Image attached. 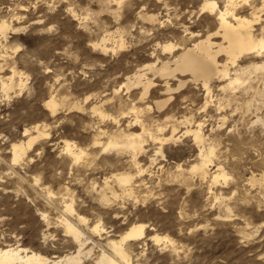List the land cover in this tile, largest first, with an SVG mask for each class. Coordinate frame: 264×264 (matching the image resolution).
<instances>
[{
    "label": "rangeland",
    "instance_id": "374dc122",
    "mask_svg": "<svg viewBox=\"0 0 264 264\" xmlns=\"http://www.w3.org/2000/svg\"><path fill=\"white\" fill-rule=\"evenodd\" d=\"M204 1L0 0V21L22 28L0 39V249L50 259L73 253L78 244L65 230L67 218L83 233L81 264L111 253L108 243L135 224L144 225V235L123 243L124 264H264V49L234 64L219 54L229 76H213L208 93L189 74H177L185 80L177 92V80L163 93L162 79L151 73L155 86L143 99L139 86L126 89L137 69L171 60L217 30L227 0H209L213 11L202 9ZM263 4L234 0L230 7L248 18ZM257 15L253 34L261 38L264 9ZM210 40L220 43V34ZM50 98L60 103L52 114ZM173 123L175 141L144 134L136 165L129 152L104 149L109 137L140 133L142 125L167 136ZM187 124H200L201 143L182 134ZM29 137L36 140L27 147ZM65 141L84 151L79 160ZM15 143L26 146L18 162ZM210 149L201 176L191 168L201 163L200 150ZM218 167L225 178L214 180ZM122 172L132 176L123 187L113 177Z\"/></svg>",
    "mask_w": 264,
    "mask_h": 264
},
{
    "label": "bare ground",
    "instance_id": "6f19581e",
    "mask_svg": "<svg viewBox=\"0 0 264 264\" xmlns=\"http://www.w3.org/2000/svg\"><path fill=\"white\" fill-rule=\"evenodd\" d=\"M233 1L234 0H227L228 4L224 8V10H219L216 14L215 18L218 22V28H216L217 30L215 32L208 34L202 40L198 39L199 41H195L190 47L184 48L181 52H179V54H177V56L173 57V59L171 60L167 59L166 61H162L160 62V65L149 63L144 65L142 68L137 69L135 72H133L131 77L127 78L126 89H129L130 86H139L141 88L140 99H143L148 91L155 86L152 77L149 76V74L151 73L153 75H159L160 79H162L161 83L163 84V88L161 90L163 91V93H170V91L174 89L169 84L170 79L177 80V87L174 86L175 92H177L176 89L181 88V86H183L185 83V80L178 78L177 74H189V76H191L193 80H199L208 93V83H210L209 81L212 80L213 76H215V78L216 76L220 77V79L227 78L229 76L228 67L226 66L227 64H218L217 56L219 54L225 53L230 62L234 64L240 55L251 52L259 53L262 49H264V33L261 38H255L253 34V23L255 21L258 22L260 17L257 14L264 9V4L261 8L258 9L252 6L254 9L251 10L249 16L250 18H247L246 16L237 14L234 8L232 9L230 7L233 4ZM215 8L216 2L209 0H205L202 5L203 10L213 11ZM155 17L150 16L148 17V19L149 21H152L155 19ZM261 28V30L264 32V26H262ZM21 29L22 28L20 27L14 28L6 21L2 20L0 21V39L6 40V36L8 37V32L12 33L18 30L20 31ZM216 34H220V43H214L210 40L211 36ZM172 48V45H166L164 47V49ZM257 67L258 66H256L255 68ZM259 67L261 68V66ZM229 80V85H232L239 81L237 77ZM169 99L170 98H164L163 100L160 99V101L155 102L154 106L159 110L164 105H166L165 103L169 101ZM59 104L60 103L53 98H50L46 101V106L50 110L51 114L55 113L58 110ZM62 105H64V103ZM92 110L95 112L99 111V114L101 116L105 115L96 106H93ZM134 121L136 122H132L138 124L137 117L136 119H134ZM186 121L187 118H184L183 120L181 119L180 123H186ZM189 121L188 124H190ZM174 123L172 124V126L170 125V134H166L167 136H162L160 133V135L162 136L161 138L151 133L149 129H146L144 125L141 124L142 126L140 125V133H128L109 137V140L106 142L104 149L114 148L115 150H119V153L120 151L121 153H124L122 151H125L126 153L129 152V154H131L132 158L134 159L133 162H131L133 164L135 163L136 165L137 160L135 161V157L136 154L142 149L144 134H148L151 139H158V142L160 141L161 144L171 142L173 140L175 141L177 137L175 138L174 135L177 130L178 124ZM200 129V124H197L195 126V129L193 130H191L188 125L187 130L185 129L182 134L193 133L194 140L199 144L203 141V135H201ZM43 134L44 133H40L38 136ZM35 138L36 137H29L26 141V146L30 147L33 141L36 140ZM95 143H99V141L96 139ZM26 146L23 143L12 144V156L14 162H18L21 159L22 155L25 153ZM65 151L73 156L72 158L75 161L79 160L84 154V151L81 148L78 149L74 144H70L67 141H65ZM212 152V149H210L209 152L205 154L202 150H200L199 155L201 158V163L199 165L193 166L191 169L199 171L201 176L206 175L208 173V170L206 169V166L208 165L207 162H212L210 159V155L212 154ZM212 176L214 180H217L219 177L225 178V174L221 171L220 167L213 171ZM113 177L115 178L117 184L122 187L127 186L132 181V176L129 173L125 172L114 174ZM64 209L67 212L73 211L72 205L70 203L66 204ZM43 217L45 218V216ZM77 217L79 221H83L82 217ZM63 224L66 232L69 233L73 237V240L77 242L76 244H78V248H76L77 250L75 252L66 254L64 256H54L53 259H50L32 250L27 251L25 248H14V246H6L0 249V264H81V261L83 259L82 256L85 255V253L83 252V246L85 245V242L82 240L83 233L77 227V225L70 222V220L67 218L63 219ZM97 227L98 226L94 227L95 232L98 229ZM144 229L145 227L142 224H135L128 227L118 240H111L110 243H108V246L113 253H108L109 251L106 252L105 250H101V253H99L97 257H95L97 258L95 264H124L123 262L129 263L130 259L128 257V254L124 250L123 243L129 240L140 239L142 235H144ZM153 239L156 242L162 240V238L158 237L157 235L153 236ZM87 252L89 253L90 250H88Z\"/></svg>",
    "mask_w": 264,
    "mask_h": 264
}]
</instances>
